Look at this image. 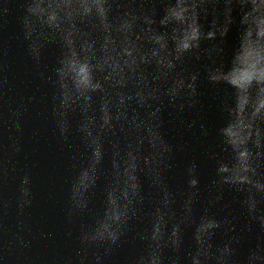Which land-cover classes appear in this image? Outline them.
<instances>
[{
	"label": "water",
	"instance_id": "1",
	"mask_svg": "<svg viewBox=\"0 0 264 264\" xmlns=\"http://www.w3.org/2000/svg\"><path fill=\"white\" fill-rule=\"evenodd\" d=\"M0 264H264V0H0Z\"/></svg>",
	"mask_w": 264,
	"mask_h": 264
}]
</instances>
